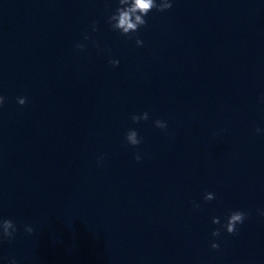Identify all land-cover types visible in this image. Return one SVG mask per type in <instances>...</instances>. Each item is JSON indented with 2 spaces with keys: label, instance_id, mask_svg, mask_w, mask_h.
<instances>
[{
  "label": "clouds",
  "instance_id": "1",
  "mask_svg": "<svg viewBox=\"0 0 264 264\" xmlns=\"http://www.w3.org/2000/svg\"><path fill=\"white\" fill-rule=\"evenodd\" d=\"M119 6L116 8L115 12L108 17V23L111 28L115 31H119L122 35H129L130 33H134L138 31V29L142 26H145L147 21L144 19L150 11L156 9L157 11L163 12L172 7V3L170 0H118ZM98 21H93L92 23V31H98L97 24ZM89 37L85 34V39ZM129 38L131 36L129 35ZM136 45L142 46L143 41L139 38H136ZM85 47L84 44L78 43L76 44L77 49H83ZM120 63L119 60L113 59L109 61V64L113 67L118 66ZM5 102V97L0 96V107L3 106ZM17 102L20 105H25L27 102L26 97H18ZM133 123H139L141 120L147 121L149 119V113L144 112L142 115L133 114L131 117ZM155 127L166 130L167 122L157 119L154 121ZM255 131L257 133L261 132L260 128H256ZM125 139L127 143L133 147L139 145L142 142V137L138 136L136 130H129L126 133ZM135 160L139 161L141 156L137 154ZM99 163V160H98ZM204 201H211L215 199V194L211 192L205 193L203 197ZM194 207L199 208L200 205L193 202ZM247 213L244 211H232L229 213L226 222L222 225V227L226 230L228 234H236L238 229L237 225L243 224L246 219ZM213 224H220V219L218 217H214L212 220ZM25 231L28 234H32L34 229L30 225L25 226ZM17 232L16 224L11 219H0V243L7 240L9 243L15 238V233ZM221 235L220 229L217 228L213 230L212 236L219 237ZM213 249H218L220 245L218 243L213 242L211 244ZM9 264H17L16 260L13 258Z\"/></svg>",
  "mask_w": 264,
  "mask_h": 264
}]
</instances>
